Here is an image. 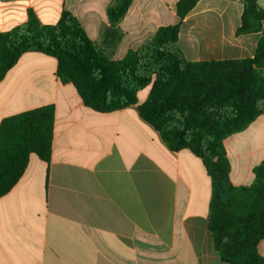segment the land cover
Instances as JSON below:
<instances>
[{
	"label": "crops",
	"instance_id": "0c3cea01",
	"mask_svg": "<svg viewBox=\"0 0 264 264\" xmlns=\"http://www.w3.org/2000/svg\"><path fill=\"white\" fill-rule=\"evenodd\" d=\"M111 1L0 0V33L22 24L28 11L48 25L67 10L104 54L120 60L159 27L178 22V0H133L118 25L120 40L107 42L102 32ZM241 13L242 0H199L179 29L185 58L253 57L264 22L258 32L237 35ZM55 72L53 57L27 52L0 80V122L46 105L55 109L48 163L31 155L0 197V264H227L206 227L211 179L201 159L167 150L135 106L111 113L85 107ZM223 146L232 184L249 185L253 168L264 163V115ZM257 251L264 256V240Z\"/></svg>",
	"mask_w": 264,
	"mask_h": 264
},
{
	"label": "trees",
	"instance_id": "16d2710c",
	"mask_svg": "<svg viewBox=\"0 0 264 264\" xmlns=\"http://www.w3.org/2000/svg\"><path fill=\"white\" fill-rule=\"evenodd\" d=\"M199 0H178L175 25L159 27L151 41L112 60L86 35L78 19L62 10L55 24L42 25L32 11L0 33V80L19 57L38 52L56 60V76L71 84L83 105L97 113L135 106L167 150L190 151L211 179L208 230L213 248L227 264H264L257 251L264 240V163L249 185H233L223 141L264 115V36L253 57L191 62L177 45L183 18ZM133 0H112L106 8L107 42H118V25ZM264 22L259 0H242L237 35L255 33ZM150 90L141 103L137 93ZM55 109L46 105L0 122V197L19 180L29 157L48 163Z\"/></svg>",
	"mask_w": 264,
	"mask_h": 264
},
{
	"label": "rangeland",
	"instance_id": "374dc122",
	"mask_svg": "<svg viewBox=\"0 0 264 264\" xmlns=\"http://www.w3.org/2000/svg\"><path fill=\"white\" fill-rule=\"evenodd\" d=\"M149 90H150V87L148 86V87L144 88L143 90L139 91V92L137 93V99H138L139 101L144 100V99L146 98V96H147Z\"/></svg>",
	"mask_w": 264,
	"mask_h": 264
}]
</instances>
